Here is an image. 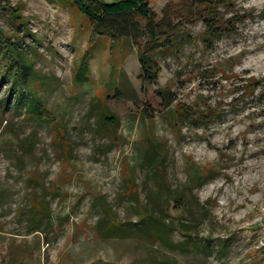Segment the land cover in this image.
<instances>
[{
	"label": "rangeland",
	"instance_id": "obj_1",
	"mask_svg": "<svg viewBox=\"0 0 264 264\" xmlns=\"http://www.w3.org/2000/svg\"><path fill=\"white\" fill-rule=\"evenodd\" d=\"M148 1L160 16L183 0ZM232 5L226 16L249 17L237 32L208 50L203 24L188 27L180 39L190 42L159 55L149 83L137 47L95 41L77 8L0 0V29L30 66L22 96L0 64V264H264V0ZM250 79L261 86L244 98L239 89ZM31 93L50 111L47 120L25 111ZM171 99L186 119L164 111ZM104 108L117 128L104 121ZM155 143L167 153L165 176L177 193L192 163L203 177L193 194L169 204L178 246L100 237L96 198L121 222L138 219L133 191L146 202L159 176ZM39 195L51 217L36 229L30 208Z\"/></svg>",
	"mask_w": 264,
	"mask_h": 264
},
{
	"label": "trees",
	"instance_id": "obj_2",
	"mask_svg": "<svg viewBox=\"0 0 264 264\" xmlns=\"http://www.w3.org/2000/svg\"><path fill=\"white\" fill-rule=\"evenodd\" d=\"M66 7L77 8L91 25L92 36L97 41L100 37H105L112 43L120 41H130L138 50V60L141 64L144 81L152 83L157 79L160 72L159 55H166L179 52L187 42H190L189 35L185 39H180L186 29L201 22L204 26L200 38L205 49H212L215 41L237 32V24L243 22L248 15L226 16V12L232 10V0H183L180 3L167 4L159 16L148 0H57ZM21 15H17L19 17ZM251 16V15H250ZM249 18V17H248ZM14 45V46H13ZM17 47L12 43V39L3 34L0 29V64L4 70V76L12 80L13 88L24 96L23 91H28L26 85V75L30 70L23 56L15 58ZM252 86L247 92L244 88ZM261 86L260 82L254 79L246 80V83L239 90H243L241 96H252ZM240 96V97H241ZM25 103V111L31 117L41 121L47 120L50 111L43 101L31 93ZM176 100H168L164 111L171 115V118L186 119L187 115L181 109L175 107ZM209 115H202L203 118H211ZM104 121L114 128H117L118 118L107 108L103 110ZM178 116V117H176ZM202 118V119H203ZM212 120L206 122L205 127L211 124ZM155 151H161V159L157 160L156 168L159 176L146 194V202H141L137 193L133 191L135 205L138 210V219L135 221L126 220L121 222L116 213L109 207L103 198H96L95 204L101 209L102 217L96 223V231L104 239H127L138 237L153 244L160 243L167 249L178 246L172 239V224L166 219L170 202H179L185 196L193 194L195 188L202 184L200 167L192 163L189 167L187 183L182 192L177 193L170 185L165 176L163 165L167 153L159 149L155 143ZM162 148V146H161ZM159 149V150H158ZM131 191V187H129ZM30 208V217L37 229L41 218H50L51 211L45 195L35 197ZM94 203V201H93ZM35 229V230H36ZM182 246L188 241L180 242ZM192 246L197 243L191 241ZM218 246V245H217ZM222 249V248H221ZM168 264H179L170 260Z\"/></svg>",
	"mask_w": 264,
	"mask_h": 264
}]
</instances>
